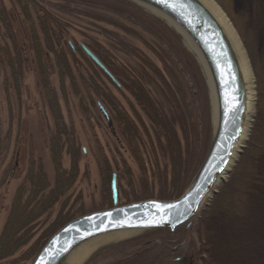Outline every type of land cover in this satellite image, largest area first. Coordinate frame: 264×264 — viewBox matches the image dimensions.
Instances as JSON below:
<instances>
[{
  "label": "rangeland",
  "instance_id": "374dc122",
  "mask_svg": "<svg viewBox=\"0 0 264 264\" xmlns=\"http://www.w3.org/2000/svg\"><path fill=\"white\" fill-rule=\"evenodd\" d=\"M215 1L243 41L249 42L253 50L252 55L257 53V58H262L259 60L262 64L264 0ZM37 2L67 24L63 41L68 44L70 42L73 47L72 50L69 45L75 60L72 61L70 55L68 59L74 75V84L68 79L64 82L67 102L62 98L58 69L52 56L48 54L47 60L50 81L58 95L62 118L67 126L71 124L73 127L78 169L73 186L65 199H60L45 219L33 225V230L37 235L40 234L58 213L63 215L66 211L76 210L75 213H78L72 218L74 219L86 213L112 207V201H105L103 196V182L107 172L118 176L117 205L147 199L171 200L179 197L202 162L213 122L210 88L196 54L188 48L184 40L186 38L164 18L155 16L140 6L141 13H138L128 8L118 9L119 7H112L110 4H101L95 0ZM3 3L12 20L23 65L21 87L17 94L13 89L9 69L0 63V233L16 190L26 179L31 153L36 161L40 160L52 184L54 166L49 143L51 134L55 131L54 120L47 109L43 91L38 86L28 34L29 22L19 12L15 2L3 0ZM126 29H131L135 34ZM81 45L92 46L97 51L102 48L115 65L124 66L136 77H140L142 86L159 106V110L173 120L172 128L176 133L178 151L181 154L180 164L185 162V159L187 163V153L191 150L195 152L192 158L195 170L181 194L158 198L161 195L162 175L168 185L176 157L172 152L168 151L169 156L159 148L157 129L130 91L120 84L112 83L95 64V68L90 65L78 50ZM145 61L159 70L167 87L151 70L144 69ZM173 77L177 79L176 83ZM260 80L264 78L257 75L258 104L252 137L246 141L225 180L218 185L197 217L189 224V231L175 234L176 236L173 235L175 232H169L165 238L162 237L166 233L163 230L129 233L126 237L117 241L111 240L109 244L91 252L81 264H264V113L259 116V102H264V95L261 96L259 92ZM177 84L180 85V90ZM96 91L109 92L119 110L136 123L141 136L137 148L141 154L140 161L130 154L118 131L117 116L101 101V96H98ZM98 103L109 114L110 123H107L101 114ZM177 108L181 111L179 113H182L181 117L191 124L188 133L187 130L183 131L180 121L173 116V113H177ZM191 130L193 136H189ZM161 142L163 144V141ZM248 155H252L257 161L254 168L253 160L251 163ZM60 163L64 169H68L72 163L71 156L64 150ZM251 170L255 172L253 178L249 177ZM238 178H250L253 181L246 185L240 179L237 184ZM230 180L234 183L232 188ZM226 181L228 185L222 186ZM131 187L136 192L140 191L137 196L132 195ZM223 190L225 191L221 193ZM215 204L217 206L213 208ZM192 242L194 246L190 247ZM193 249L197 251V258H191L194 256ZM33 259L23 264H30Z\"/></svg>",
  "mask_w": 264,
  "mask_h": 264
},
{
  "label": "trees",
  "instance_id": "16d2710c",
  "mask_svg": "<svg viewBox=\"0 0 264 264\" xmlns=\"http://www.w3.org/2000/svg\"><path fill=\"white\" fill-rule=\"evenodd\" d=\"M12 1L15 2L19 12L25 16L29 22L28 34L30 46L34 55L33 57L38 77V86L43 91V97L45 99L47 109L55 124V131L51 134L49 143L50 155L54 166V179L52 184L49 182L40 160L37 159L36 161L32 157L31 153L28 162L26 179L16 190L10 211L0 233V263L6 262L7 264H23L27 260L33 259L53 231L65 222L71 220L78 213H75L76 210H72L71 212L66 211L63 215L61 214L62 216L58 213L56 215L57 217L51 221L47 228L43 229L40 234L37 235L36 231L33 230V225L41 222V219H45L52 207L59 202L60 199H65V196L73 186L77 175L78 152L77 147H75L73 127L71 124L67 126L62 118L58 95L50 81L47 55L49 54L52 56L55 66L58 69L60 89L62 98L65 102H67V100L65 97L64 82L68 79L74 84V75L69 64L68 56L70 55L72 57V61L75 59L69 44L64 43L63 41L67 33V24L62 19L39 5L37 0ZM95 1H99L101 4H110L112 7H119L118 9L128 8L132 11L141 13L139 6L126 0ZM127 31L131 34H135V32L131 29ZM87 48L99 59L102 65L114 78V80H112L103 72L108 79L115 85L120 84L130 91L135 101L144 111L147 118H149L154 128L157 129V143L163 153L167 152L169 154V152H172L171 154L176 157V161H173V167L171 168V180L168 185L164 180V175H162L160 189L161 195H159L158 198H165L167 196L175 197L181 194L195 170L193 168L195 163H192V158L195 152H192L191 150L190 153H187V163L185 159V162H182V166V164L179 163L181 154L180 151H178L179 145L177 136L172 128L173 120L159 110V106L142 86L140 77H136L130 70H128V68L124 66L115 65L108 58L106 51L102 50V48H99L98 51L96 48L94 49L89 45ZM78 50L84 59L95 68L94 63L88 57H85L86 54L83 52L81 47ZM257 56L258 54L254 53L253 57L256 59L255 67L259 73L258 76L264 78V73L261 71V68H264V62L261 64L259 60L262 58H257ZM0 63L9 69L13 89L18 94L21 87L23 60L20 45L12 27L11 17L3 3V0H0ZM143 64L145 65L144 69L151 70L153 74L167 87V83H165V79L158 69L153 67L149 62L147 63L145 61ZM167 70L171 71L168 68ZM170 74L172 73L170 72ZM146 76H148L147 73ZM173 79L176 83L177 79L175 77H173ZM263 83L264 80L259 81V92L261 96L264 95ZM177 87L178 90H180V85L178 86L177 84ZM96 93L98 96H101V101L105 102L117 116V128L121 137H123L127 147L129 148L130 154H132L135 158L137 157V160L140 161L141 154L138 152L137 148L139 147L141 136L136 123L127 114L119 110L120 108L116 105L115 99L112 98V95L109 92L100 93L96 91ZM169 93L171 94V92ZM259 107L261 111L259 116L261 117L262 113H264V102L262 104L259 102ZM179 112L181 111L177 108V113H173V116L180 121V126L183 131L187 130L188 133V128L191 124L181 117L182 113ZM190 134L193 136L192 130L190 131L189 136ZM185 137H187V135ZM161 141H163V144ZM259 146L260 145L257 146V149H259ZM63 150L66 151L72 159V163L68 169L62 168L60 163V156ZM256 151L254 156L257 155ZM248 156L251 163L253 160L252 168H254L257 161L255 157H252V155ZM252 170L249 172V177L253 178L255 177V172ZM111 177L112 175L110 172H107L103 182V196L104 200L107 202L112 201L110 189ZM117 177H115L116 181ZM240 179L241 178H238L236 181L237 184ZM252 181L253 180L250 178H247V180L241 179V182L246 185L248 183H252ZM230 184L234 185L233 180H230ZM226 185L228 184L226 183L222 186L225 187ZM131 191L134 196H137L140 192L134 191L132 187ZM224 191L225 190L221 191V193ZM141 193H143L142 190ZM123 195L125 196L124 198L127 199L126 195ZM217 201H219V198ZM215 206L217 205L215 204L213 208H215ZM73 212L74 214H69ZM163 231L166 233L162 235V237L169 233L167 230ZM188 231L189 226H184L177 229L173 235L180 233L184 234ZM189 245L190 247L194 246L193 242ZM193 250L192 254L194 256L191 258H197V251L195 249ZM114 264H120V262Z\"/></svg>",
  "mask_w": 264,
  "mask_h": 264
},
{
  "label": "water",
  "instance_id": "95a60500",
  "mask_svg": "<svg viewBox=\"0 0 264 264\" xmlns=\"http://www.w3.org/2000/svg\"><path fill=\"white\" fill-rule=\"evenodd\" d=\"M126 1L157 12L195 47L206 71L213 105L212 131L205 155L185 191L171 200L147 199L117 205L118 192L113 174L110 185L113 206L65 223L46 240L30 264H67L77 248L96 238L158 230L174 233L197 217L218 187V180L233 167L226 170L244 131L247 97L239 59L222 26L200 0ZM69 45L73 50L70 42ZM80 47L114 80L86 46ZM97 105L106 122L110 123L105 108L100 103Z\"/></svg>",
  "mask_w": 264,
  "mask_h": 264
},
{
  "label": "bare ground",
  "instance_id": "6f19581e",
  "mask_svg": "<svg viewBox=\"0 0 264 264\" xmlns=\"http://www.w3.org/2000/svg\"><path fill=\"white\" fill-rule=\"evenodd\" d=\"M208 9L209 11L213 14V16L217 19V21L220 23L222 26L223 30L227 34L235 52L236 55L239 59L243 75H244V80H245V86H246V97H247V108H246V119H245V126H244V131L241 137V140L239 142V146L237 148V151L234 153L229 166L227 167L228 169L234 165L235 160H237L239 154V150L243 149L246 141H248L249 138L252 137L253 133V124L255 122L256 116H257V104H258V94L256 92V76L259 75L258 71L256 70L255 67V61L253 60L254 57L252 55L253 50L252 47L249 45L248 41H243L241 38L240 34L236 31L235 27L225 14V12L222 10V8L219 6V4L215 0H200ZM147 12L154 14L155 16L162 17L158 15L157 12L144 8ZM163 18V17H162ZM166 20V19H165ZM167 21V20H166ZM168 22V21H167ZM169 23V22H168ZM188 48L194 51V53L197 56V61L202 67V70L205 74V77L208 82V78L206 75V71L204 69V66L202 64V61L200 57L197 55L195 51V47L189 42L187 39H184ZM99 60V59H98ZM261 71L264 73V68H261ZM258 73V74H256ZM256 74V75H255ZM209 86V82H208ZM211 95V91H210ZM212 100V98H211ZM245 149V148H244ZM242 152V150H241ZM225 176H221V179L225 180ZM218 180L219 186L222 181ZM228 181H226L227 183ZM233 185L230 187L232 188ZM209 198V197H208ZM195 218V217H194ZM194 218L185 226H189V224L194 220ZM184 227V226H183ZM182 228V227H181ZM129 233H122V234H116L112 236H106L102 238H96L93 240H90L83 245H81L79 248L76 249V251L71 255L69 258V261L67 264H81L82 260L89 255L91 252L97 250L103 245H107L112 241H117L120 240L124 237H126Z\"/></svg>",
  "mask_w": 264,
  "mask_h": 264
}]
</instances>
